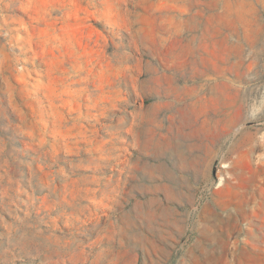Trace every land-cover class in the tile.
Wrapping results in <instances>:
<instances>
[{
    "label": "rangeland",
    "instance_id": "1",
    "mask_svg": "<svg viewBox=\"0 0 264 264\" xmlns=\"http://www.w3.org/2000/svg\"><path fill=\"white\" fill-rule=\"evenodd\" d=\"M0 264H264V0H0Z\"/></svg>",
    "mask_w": 264,
    "mask_h": 264
}]
</instances>
